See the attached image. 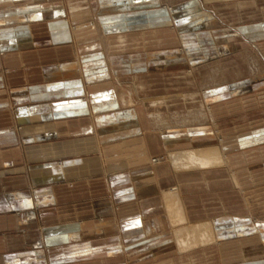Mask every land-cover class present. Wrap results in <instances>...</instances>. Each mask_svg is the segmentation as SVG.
Returning <instances> with one entry per match:
<instances>
[{
	"label": "crops",
	"instance_id": "crops-1",
	"mask_svg": "<svg viewBox=\"0 0 264 264\" xmlns=\"http://www.w3.org/2000/svg\"><path fill=\"white\" fill-rule=\"evenodd\" d=\"M95 2L0 0V264H264V124L227 121L264 89V0ZM241 54L261 78L157 89Z\"/></svg>",
	"mask_w": 264,
	"mask_h": 264
},
{
	"label": "rangeland",
	"instance_id": "rangeland-1",
	"mask_svg": "<svg viewBox=\"0 0 264 264\" xmlns=\"http://www.w3.org/2000/svg\"><path fill=\"white\" fill-rule=\"evenodd\" d=\"M52 2V1H51ZM90 4H91V0H90ZM92 5H94L95 7L93 9L96 8V2L95 0H92ZM246 34V33H245ZM249 39H251L248 35H246ZM252 40V39H251ZM261 42H263L264 44V36H262L260 38ZM173 46V47H171ZM184 46V44H182L181 42H179L178 44L174 43H170V44H164L163 47H165V49L171 47L172 49L175 50H179ZM253 56L258 57L262 63H264V59L262 60L259 56V52L263 51L264 54V50H260L258 49V47H254L253 45ZM262 58H264L263 56H261ZM222 65L221 67L225 68V72L228 77H235L236 75H234V73H241L242 77H249L251 78V74H253L254 78H261V75L258 77L256 76L257 74L254 75L255 71H258L257 68H254V64L253 66H251L250 64V60H247L245 58V55H236L234 57H229L228 59L222 60L221 62H216L213 61L210 63V65L207 66H202L200 69H198L196 72H194L196 75L191 76L190 78H187V76H184V71H188L189 68L185 69V70H180L179 72H177V75L172 76L171 73L169 72L167 74V76H163L161 78L162 83L161 87L159 84H157V89H161L163 92H166L168 90V92H171L172 94H176V93H183L186 91H193L196 89L200 88V85L202 83H206L208 82L207 80L210 78V76L212 75V70L215 69L216 67H219V65ZM264 73V68L262 73ZM218 78L221 77V75H216ZM196 77V78H195ZM195 78V80H194ZM159 80V79H158ZM160 90V92H161ZM239 102L238 106H236L234 103L233 105V111H236L235 113H239V115H236L235 118H232L227 121H229V123H232L234 120H236V122H242L241 125H239L240 127L243 128H251L252 126H259V125H263L264 124V89H260V90H253L251 92L245 93L244 95L239 96L238 98ZM228 111V108L223 109V111ZM221 111V112H223ZM233 113V114H235ZM226 115V112H223V115ZM243 116H242V115ZM226 122V121H225ZM224 122V123H225ZM223 123V124H224ZM230 126H235L234 124H230ZM263 153H264V147H263ZM249 159L251 160H257L259 159L260 162H264L262 161V153L261 151H258L256 153V155L254 156V154H249L248 155ZM155 160L157 161H153L154 163L159 161V158H156ZM61 163V162H60ZM257 190V189H255ZM254 197H252V203L251 206L254 208V212L255 214L260 217L261 219H264V185H260L258 187V191L255 192L253 194ZM238 202H239V206H241L243 208V211L245 213H248L249 211H247L246 206L244 205V202L242 201V198H240L241 196L238 195ZM220 206V203H217ZM217 204L212 205L213 207H216ZM216 210V209H215ZM219 212V211H216ZM216 212L214 211L213 215L216 214ZM219 254L217 251L212 253V256L209 260H206L205 258H201V259H197L196 264H202V263H208V262H216L218 260ZM188 261H186L187 263ZM177 264H183V263H177Z\"/></svg>",
	"mask_w": 264,
	"mask_h": 264
},
{
	"label": "bare ground",
	"instance_id": "bare-ground-1",
	"mask_svg": "<svg viewBox=\"0 0 264 264\" xmlns=\"http://www.w3.org/2000/svg\"><path fill=\"white\" fill-rule=\"evenodd\" d=\"M132 95V94H131ZM130 95V96H131ZM200 98V97H199ZM131 101V100H130ZM134 103V102H133ZM193 114V113H192ZM199 114V113H198ZM168 121V120H167ZM166 125V124H165ZM156 158H158V157H154L152 160L155 162V161H157V160H155ZM203 160L206 162V163H208L209 162V164H214L215 162H216V159H210L209 161H208V159H204L203 158ZM202 160V161H203ZM194 161V162H193ZM196 161V162H195ZM187 164H189V165H191V166H199V163H198V159H194V160H191V158L189 159V160H187V161H185ZM157 163V162H156ZM169 201V204H168V206H169V208H170V210L171 211H174L175 210V201H174V199L172 198V197H169V199H168ZM207 235V234H206Z\"/></svg>",
	"mask_w": 264,
	"mask_h": 264
}]
</instances>
